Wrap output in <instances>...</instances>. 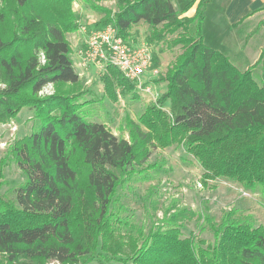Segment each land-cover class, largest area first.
Segmentation results:
<instances>
[{
	"label": "trees",
	"instance_id": "1",
	"mask_svg": "<svg viewBox=\"0 0 264 264\" xmlns=\"http://www.w3.org/2000/svg\"><path fill=\"white\" fill-rule=\"evenodd\" d=\"M83 1L102 14L87 29L112 24L128 39L142 21L150 27L147 43L177 32L168 45H180L181 51L153 80L166 82L165 91L136 120L126 114L128 137H117L90 119L83 89L68 93L79 84L67 39L82 27L74 0H0V24L7 25L0 27V122L22 108L35 120L29 135L12 147L24 180L12 199L0 200V254L9 264H83L96 254L132 264H264V224L254 225L253 215L240 216L237 208L224 211L217 223L202 214L213 228L212 243L182 236L168 219L145 233L112 210L119 175L160 166L147 164L151 151L174 144L197 160L203 185L225 178L264 198V81L253 77V67L239 69L204 43L210 0H198L192 16L181 15L172 0H115L114 11ZM263 62L264 48L255 65ZM49 83L71 88L39 95ZM102 83L112 102L134 91L111 65L105 66ZM166 100L169 109L163 107ZM85 192L90 212L78 235L72 212Z\"/></svg>",
	"mask_w": 264,
	"mask_h": 264
},
{
	"label": "rangeland",
	"instance_id": "2",
	"mask_svg": "<svg viewBox=\"0 0 264 264\" xmlns=\"http://www.w3.org/2000/svg\"><path fill=\"white\" fill-rule=\"evenodd\" d=\"M97 3L116 10L115 0H95ZM174 6L180 7V0H172ZM1 7V6H0ZM73 8L76 12L80 25H91L95 23L96 16L101 13L91 10L83 0H74ZM259 14L253 16L250 23L256 21ZM247 30L252 25L246 23ZM255 25V23H254ZM253 25V26H254ZM5 30L6 24H0ZM72 32V33H76ZM150 27L140 21L132 26L130 40L133 43H147V35ZM72 33L67 34L71 45L80 37L74 38ZM177 34H167L162 41L148 43L151 46L153 56V68L156 72L147 70L143 79L145 83L141 89L134 86L133 92L121 93L117 101L112 102L104 95L102 74L104 67L94 64L81 66L80 59L74 53L76 46H71L74 69L79 77V84L72 93L83 89L86 94L82 100L87 101L85 107L90 112V119L104 123L107 128L117 137L127 138L124 117L126 114L133 119L143 112L144 107L156 99L165 91L166 82L154 83L160 75L167 72L171 60L181 51L180 45L169 47L168 43ZM81 40L79 39V42ZM252 46L264 43V26L251 36ZM253 77L260 81V67L252 72ZM4 83L0 78V88ZM69 86H56L52 83L46 85L38 94L50 95L56 92H65ZM169 109L170 101L166 100L163 106ZM35 120L33 112L27 108L20 109L17 114L5 121L0 122V200L8 201L13 198V189L24 180V175L15 162L12 147L18 139L24 138L33 129ZM160 165L158 167H147V173L140 171L139 174L131 176L119 175V184L114 194L115 204L113 211L119 212V216L129 219L132 223L141 226L147 231L155 225H162L168 219L173 225L181 229L182 236L193 234L196 239H202L206 243L214 241L213 228L202 219V214H209L213 222L217 223L222 213L230 208H237L240 216L253 215L254 225L264 224V198L258 193L244 189L236 182L225 178H217L207 181L206 185L201 183L202 168L197 160L186 152L182 144L171 145L164 149H153L147 160V164ZM146 165V164H145ZM144 165V166H145ZM79 169V181L83 182ZM146 176L143 179V176ZM87 191V190H85ZM89 195L85 192L84 201L78 202L72 212V223L76 227L78 235L83 233L81 222L88 215L90 209ZM164 229V228H163ZM132 264L127 262L109 261L101 255L83 264ZM0 264H9L6 257L0 254ZM43 264H60L54 261H46Z\"/></svg>",
	"mask_w": 264,
	"mask_h": 264
},
{
	"label": "crops",
	"instance_id": "3",
	"mask_svg": "<svg viewBox=\"0 0 264 264\" xmlns=\"http://www.w3.org/2000/svg\"><path fill=\"white\" fill-rule=\"evenodd\" d=\"M189 1L180 0V7L178 9L175 7L181 15L192 16L195 13L198 0H195L189 8L185 9ZM256 14L260 16L253 22V25L255 23L253 26L249 22L253 20V16ZM100 17L97 15L95 22ZM246 23L252 26L243 30L246 28ZM262 26H264V0H210L204 9L202 37L205 44L227 55L239 69L253 67V72L257 67H260V81H264V62L255 65L264 48V43H259L254 47L250 41L253 33ZM79 34L78 40L74 41L73 45L71 43L72 47L76 46L74 53L78 59L77 49L84 35L79 29L76 33H72L73 40Z\"/></svg>",
	"mask_w": 264,
	"mask_h": 264
},
{
	"label": "built area",
	"instance_id": "4",
	"mask_svg": "<svg viewBox=\"0 0 264 264\" xmlns=\"http://www.w3.org/2000/svg\"><path fill=\"white\" fill-rule=\"evenodd\" d=\"M80 30L84 35L77 49L81 66L94 64L105 68L111 65L138 89L146 82L143 77L148 69L156 72L148 43H133L130 38L123 39L112 24L90 30L81 27Z\"/></svg>",
	"mask_w": 264,
	"mask_h": 264
}]
</instances>
